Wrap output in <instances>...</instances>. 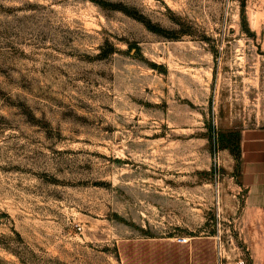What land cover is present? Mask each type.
<instances>
[{"label":"rangeland","instance_id":"rangeland-1","mask_svg":"<svg viewBox=\"0 0 264 264\" xmlns=\"http://www.w3.org/2000/svg\"><path fill=\"white\" fill-rule=\"evenodd\" d=\"M261 126L264 0H0V264H222Z\"/></svg>","mask_w":264,"mask_h":264},{"label":"crops","instance_id":"crops-1","mask_svg":"<svg viewBox=\"0 0 264 264\" xmlns=\"http://www.w3.org/2000/svg\"><path fill=\"white\" fill-rule=\"evenodd\" d=\"M239 147L234 189L241 203L232 213L236 241H227L228 260L222 264H264V126L243 131ZM207 257L206 264H213L210 253Z\"/></svg>","mask_w":264,"mask_h":264},{"label":"trees","instance_id":"trees-1","mask_svg":"<svg viewBox=\"0 0 264 264\" xmlns=\"http://www.w3.org/2000/svg\"><path fill=\"white\" fill-rule=\"evenodd\" d=\"M101 5H107V6H111V7H120V6H116V4H112V3H105V4H101ZM121 9H123V11L125 12V13H127L128 15H131L132 17H134L135 19H137V20H139V21H142V22H145V25L147 26V28L148 29H150V30H152V31H154V32H158V33H162L161 31V29L160 28H158V27H156V26H153L152 24H150V22H146L145 20H144V18L141 16V15H139V14H135L134 12H131L130 10H127V8H121ZM239 147V146H238ZM237 147V150L239 149ZM239 154H240V150H239Z\"/></svg>","mask_w":264,"mask_h":264},{"label":"built area","instance_id":"built-area-1","mask_svg":"<svg viewBox=\"0 0 264 264\" xmlns=\"http://www.w3.org/2000/svg\"><path fill=\"white\" fill-rule=\"evenodd\" d=\"M215 239L217 240V245H218V247L220 246V241H219V236L217 235L216 237H215ZM176 241L178 242V243H186L187 241H188V238H183V237H178V238H176Z\"/></svg>","mask_w":264,"mask_h":264}]
</instances>
